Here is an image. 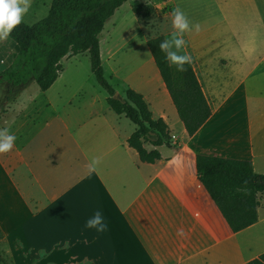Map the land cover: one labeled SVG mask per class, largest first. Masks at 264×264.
Instances as JSON below:
<instances>
[{"label": "crops", "instance_id": "obj_1", "mask_svg": "<svg viewBox=\"0 0 264 264\" xmlns=\"http://www.w3.org/2000/svg\"><path fill=\"white\" fill-rule=\"evenodd\" d=\"M160 2L171 12L177 7L175 0ZM216 3L214 19L202 17L199 32L184 33L211 107L191 137L147 39L132 42L136 62L121 76L119 55L131 53L119 43L106 53L115 92L141 94L152 119L168 127L161 146L143 145L158 153L153 163L128 146L136 126L114 113L107 98L95 97L89 107L99 100L100 107L76 117L56 110L54 102L67 98L48 93L64 68L43 94L20 102L5 128L17 137L14 147L0 153V170L13 181V228L0 219L6 244L22 245L34 264H248L264 253V192L257 195L256 223L247 225L195 168L201 155L248 160L264 174V0ZM26 181L34 189L27 198L19 187ZM96 211L107 224L103 232L85 226Z\"/></svg>", "mask_w": 264, "mask_h": 264}, {"label": "trees", "instance_id": "obj_2", "mask_svg": "<svg viewBox=\"0 0 264 264\" xmlns=\"http://www.w3.org/2000/svg\"><path fill=\"white\" fill-rule=\"evenodd\" d=\"M126 0H52L47 15L38 22L22 23L10 33L15 45L14 64L0 71V84L24 86L33 80L36 89L46 91L58 78L65 59L87 53L90 71L97 85L107 94L110 109L136 126L127 144L140 161L159 159L155 151L146 152L144 144L161 146L168 140V127L162 119L153 120L141 94L127 89L124 102L112 98L115 89L103 74L99 35L108 19ZM162 36L146 40V46L164 83L177 117L188 137L193 136L211 115L192 64L184 71L169 65L159 49ZM196 173L247 225L257 221V195L264 192V174L253 171L248 160H232L197 155ZM0 264H12L0 254ZM248 264H264V253Z\"/></svg>", "mask_w": 264, "mask_h": 264}, {"label": "rangeland", "instance_id": "obj_3", "mask_svg": "<svg viewBox=\"0 0 264 264\" xmlns=\"http://www.w3.org/2000/svg\"><path fill=\"white\" fill-rule=\"evenodd\" d=\"M52 0H31V14L25 17L23 23L32 25L43 19L48 12ZM188 16L191 24H198L200 27L204 24L202 17H207L211 21L216 16V0H175ZM46 10V15L40 17V14ZM214 17V18H213ZM115 26L109 27L106 21L98 39L101 50V58L103 59V74L108 83L115 86V78L111 76L110 63L108 66V58L106 53L108 49L117 43L124 45L129 53L132 52V43L134 40L150 39L162 36L165 39L170 37L174 31L172 27V12L166 6H162L160 0H126V2L116 11L114 17ZM205 20L204 22H206ZM136 36V38H135ZM143 38V39H142ZM186 46L181 50V54H185ZM15 53V45L10 40L0 41V71L7 66L14 64L13 55ZM124 54V53H122ZM125 55V54H124ZM119 55L120 70L119 75H123L133 64L135 60ZM192 64V62H191ZM64 71L55 87L50 91V95H61L67 99L54 102L56 110L73 113H86L90 109H96L100 106L94 103L93 107H89L92 99L95 97L107 98V94L97 85L90 71V62L88 54L77 55L65 59L62 62ZM43 94L36 89L33 80L27 85L14 86L6 82L0 84V130L11 125L12 118L16 115L20 102H24L36 95ZM69 100V101H68ZM17 101V102H16ZM38 99L37 102H39ZM242 108L236 113L239 120L244 114ZM10 155V151L6 152ZM11 162L9 166L11 168ZM20 190L25 194L26 198L34 192L31 184L26 181L20 184ZM13 205V181L12 175L5 174L0 170V219L5 221V226L13 228L14 219L12 217ZM11 243V241L9 242ZM0 254L6 257L12 264H34L33 259L29 258L30 252L22 245L11 243L8 245L0 231ZM35 259H42L41 255H37Z\"/></svg>", "mask_w": 264, "mask_h": 264}, {"label": "clouds", "instance_id": "obj_4", "mask_svg": "<svg viewBox=\"0 0 264 264\" xmlns=\"http://www.w3.org/2000/svg\"><path fill=\"white\" fill-rule=\"evenodd\" d=\"M31 14V0H0V41L9 39L11 31L25 21V17ZM46 15L44 10L40 17ZM172 27L174 31L168 39L161 41L159 49L164 52L169 65H175L178 71H184V65L191 64L192 57L185 53L180 54L185 48L186 41L184 33L192 31L199 32L198 24H191L186 13L179 7L172 10ZM17 137L7 129L0 130V153H6L13 149ZM87 228H95L97 232L107 229L104 217L100 211H96L93 217L86 221ZM179 234H183L180 230Z\"/></svg>", "mask_w": 264, "mask_h": 264}, {"label": "water", "instance_id": "obj_5", "mask_svg": "<svg viewBox=\"0 0 264 264\" xmlns=\"http://www.w3.org/2000/svg\"><path fill=\"white\" fill-rule=\"evenodd\" d=\"M113 99L115 100H118V101H121V102H124V98L118 93V92H115L112 96Z\"/></svg>", "mask_w": 264, "mask_h": 264}]
</instances>
